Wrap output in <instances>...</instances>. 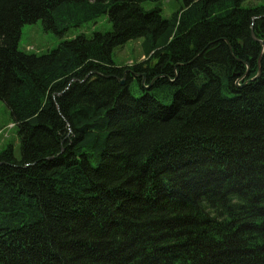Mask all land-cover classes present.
Wrapping results in <instances>:
<instances>
[{
  "label": "trees",
  "instance_id": "1",
  "mask_svg": "<svg viewBox=\"0 0 264 264\" xmlns=\"http://www.w3.org/2000/svg\"><path fill=\"white\" fill-rule=\"evenodd\" d=\"M164 1L0 0L21 156L0 152V264H264V6H142ZM102 15L111 32L19 49L26 24ZM138 39L145 60L117 66Z\"/></svg>",
  "mask_w": 264,
  "mask_h": 264
},
{
  "label": "rangeland",
  "instance_id": "2",
  "mask_svg": "<svg viewBox=\"0 0 264 264\" xmlns=\"http://www.w3.org/2000/svg\"><path fill=\"white\" fill-rule=\"evenodd\" d=\"M184 5L183 0H166L162 3H144L143 9L151 11L156 8L162 10V17L170 19ZM247 7H262L264 0H246ZM112 31V25L107 15H102L93 22L86 23L80 27L69 29L62 38L58 35L44 30L41 21L34 24H26L22 28L19 49L21 52L29 55L42 56L55 50L61 42L69 41L79 35H85L91 38L95 33H108ZM143 39L128 42L123 47L114 50L113 61L117 66L132 65L136 61L145 60L143 53ZM136 97H139L134 91ZM167 105L171 104V100L165 101ZM13 146L16 158H20V144L9 108L0 101V152Z\"/></svg>",
  "mask_w": 264,
  "mask_h": 264
},
{
  "label": "water",
  "instance_id": "3",
  "mask_svg": "<svg viewBox=\"0 0 264 264\" xmlns=\"http://www.w3.org/2000/svg\"><path fill=\"white\" fill-rule=\"evenodd\" d=\"M254 39L257 40L255 37H254ZM261 45H262V47H263V49H264V41L261 42ZM263 51H264V50H263ZM263 53H264V52H263ZM247 76H249V75H247ZM260 77H261V71H259V73L257 74V76H255V77H254L253 79H251L250 81H251V82H254V81L258 80ZM248 82H249V81L245 82L243 85H241L240 82H238V83H237V86L240 87V88H243V87H245V86L248 84ZM120 83H121L122 85H124V84H125V79L120 80ZM145 88H146V90H150L151 86H147V87L145 86Z\"/></svg>",
  "mask_w": 264,
  "mask_h": 264
},
{
  "label": "bare ground",
  "instance_id": "4",
  "mask_svg": "<svg viewBox=\"0 0 264 264\" xmlns=\"http://www.w3.org/2000/svg\"><path fill=\"white\" fill-rule=\"evenodd\" d=\"M149 86V85H148Z\"/></svg>",
  "mask_w": 264,
  "mask_h": 264
}]
</instances>
